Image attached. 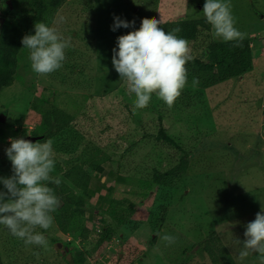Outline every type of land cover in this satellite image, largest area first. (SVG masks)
Returning <instances> with one entry per match:
<instances>
[{
  "label": "rangeland",
  "instance_id": "rangeland-1",
  "mask_svg": "<svg viewBox=\"0 0 264 264\" xmlns=\"http://www.w3.org/2000/svg\"><path fill=\"white\" fill-rule=\"evenodd\" d=\"M204 3L66 0L51 25L71 37L63 67L47 76L37 75L31 68L29 50L22 48L19 77L0 92L5 149L10 147V137L32 134L40 118L32 103L45 94L78 114L86 137L106 142L102 145L111 158L103 163L102 173L91 171L94 196L87 201L90 238L76 240L57 231L53 223L47 231L36 229L46 236L47 248L26 246L0 225V256L5 264H76V252L86 253L85 264H226L202 249L208 243L225 246L233 264H259L257 253L241 260L239 252L247 223L264 207V0H231L236 27L250 40L254 54L251 69L208 90L186 86L182 95L187 98L181 105L177 99L169 108L153 94L148 107L134 110L135 94L112 65L117 37L133 30L121 27L112 31L114 16L135 20V28H139L145 17L162 23L205 18ZM9 9L7 0H0V44H22L26 31ZM60 17L63 22H58ZM212 37L222 41L213 28ZM132 118L158 119L161 128L157 136L172 143L179 157L185 150L189 153L187 178L178 182V188L156 187L146 192L132 179L119 183L117 167L127 142L117 133L122 128L135 129ZM11 175V166L0 172V176ZM112 198L131 200L136 211L132 215L125 212L129 218L118 225L119 233L96 248L103 229L100 210L107 208ZM164 234L175 236L176 243L161 240Z\"/></svg>",
  "mask_w": 264,
  "mask_h": 264
},
{
  "label": "trees",
  "instance_id": "trees-1",
  "mask_svg": "<svg viewBox=\"0 0 264 264\" xmlns=\"http://www.w3.org/2000/svg\"><path fill=\"white\" fill-rule=\"evenodd\" d=\"M11 1L13 9L9 10L17 16L18 25L26 34H34L36 22L43 21L52 25L55 15L66 0ZM177 26L181 28L177 35L188 41L193 57L186 65L188 71L186 86L192 85V78L196 77L199 84L194 88L197 91L208 90L230 78L244 76L251 69L254 54L248 38H245L240 46H236L234 41L216 42L212 37V26L206 18L161 23L165 31H171ZM22 48L24 49L22 44L16 45L13 41L9 44H0V92L3 88L13 85L19 77ZM184 98H187V95L181 94L178 98L179 105ZM32 109L40 117L32 134L44 135V138L38 141L43 142L47 139L53 141L56 163L55 174L52 175L62 181L58 187L50 185L60 199L59 208L52 214L56 230L76 240H87L92 234L87 225V201L94 196L91 171L97 173L104 171L103 163L111 158L102 145L107 143L87 138L79 127L78 114L65 110L45 94L34 99ZM147 116L150 118L152 115L148 113ZM132 119V123L137 126L135 129L128 128L132 133L127 128H122L117 133L127 142L125 156L117 167L119 183L132 179L141 184L146 192L155 191L156 187L178 188V182L187 178L190 166L189 153L185 150V155L179 157L177 148L172 143L157 136V131L161 128L158 119ZM101 133L104 134V130ZM5 138L4 130L0 128V172L11 166L2 142ZM157 149H162L160 154L156 152ZM65 154L67 157L63 156ZM135 205L127 198L109 200L108 207L100 210L103 229L99 234L96 248L109 242L119 233L118 225L124 224L129 218L126 213L134 214ZM202 249L208 251L211 256L218 255L226 264L234 263L232 255L223 245L217 247L208 243ZM86 258L85 252L74 254L76 264H85ZM0 264H5L1 256Z\"/></svg>",
  "mask_w": 264,
  "mask_h": 264
},
{
  "label": "clouds",
  "instance_id": "clouds-1",
  "mask_svg": "<svg viewBox=\"0 0 264 264\" xmlns=\"http://www.w3.org/2000/svg\"><path fill=\"white\" fill-rule=\"evenodd\" d=\"M203 13L217 38L234 41L236 46L242 44L246 34L236 27L231 0H205ZM63 21L64 17H60L58 22ZM161 23L155 17H145L135 28V20L114 16L112 31L121 27L133 29L117 37L112 65L126 81L129 92L135 94L134 110L148 107L153 94L171 108L188 83L186 65L193 59L189 43L177 35L181 32L179 26L165 31ZM34 30V34L24 35L21 43L29 50L32 70L47 76L63 67L71 37L66 38L43 21L36 22ZM198 84V78L193 77L192 86ZM9 140L10 147L5 152L11 161L12 175L0 176V225L26 246L47 248L46 236L36 229L47 231L54 223L52 214L60 206V199L50 186L58 187L62 182L52 175L56 163L53 141L33 142L23 137ZM244 237L240 259L257 253L259 264H264V207L247 223ZM160 239L171 245L177 238L164 234Z\"/></svg>",
  "mask_w": 264,
  "mask_h": 264
},
{
  "label": "water",
  "instance_id": "water-1",
  "mask_svg": "<svg viewBox=\"0 0 264 264\" xmlns=\"http://www.w3.org/2000/svg\"><path fill=\"white\" fill-rule=\"evenodd\" d=\"M7 2H8V4H10V8H12L11 1L7 0ZM0 122H5V115L4 114H0ZM23 138L31 140L33 142H36L38 140L43 139L44 135L43 134H40V135L30 134V135L23 136Z\"/></svg>",
  "mask_w": 264,
  "mask_h": 264
}]
</instances>
